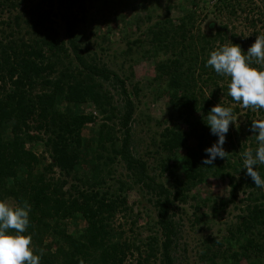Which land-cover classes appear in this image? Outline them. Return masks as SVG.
<instances>
[{"label":"trees","instance_id":"16d2710c","mask_svg":"<svg viewBox=\"0 0 264 264\" xmlns=\"http://www.w3.org/2000/svg\"><path fill=\"white\" fill-rule=\"evenodd\" d=\"M259 1H169L163 17L142 30L153 19L151 13L139 14L154 9L145 4L149 0H0V200L31 204L24 234L31 235L34 254L44 250L40 264H126L129 259L177 264L176 202L185 203L186 192L209 179L228 181L230 198L221 209L236 204L241 193L245 199L242 207L235 205L239 221L227 224L226 235L200 244L202 264H264V189L255 186L242 164V153L257 147L250 128L253 120H264L258 119L263 109L249 107L243 124H236L237 117L230 125L223 146L227 158L203 164L205 149L218 139L206 124L211 108L222 103L234 116L241 113V104L227 95L230 77L217 75L206 61L224 45L247 51L253 44L231 27L238 14L245 15L255 42L260 19L251 13ZM91 9L108 26L136 25L140 36L128 40L122 53L134 62L141 49L154 64L148 86L153 99H167L156 151L163 156L158 174L132 149L134 116L147 96L139 82H128L132 66L130 75L120 74L84 46ZM210 13L215 20L203 30L201 17ZM55 17L64 23L63 36ZM91 106L97 115L86 111ZM118 163L129 181L117 178L115 186ZM258 168L264 177V165ZM134 186L145 190L156 212L151 234L141 243L125 235L121 223L114 225L117 216L133 212L127 192ZM198 198L195 222L201 223L206 213L198 212L211 198Z\"/></svg>","mask_w":264,"mask_h":264},{"label":"rangeland","instance_id":"374dc122","mask_svg":"<svg viewBox=\"0 0 264 264\" xmlns=\"http://www.w3.org/2000/svg\"><path fill=\"white\" fill-rule=\"evenodd\" d=\"M169 1H171V3L175 5L180 2V0H155V2L153 0H149V2L145 4L153 6V10H149L146 12H144L142 9L140 10V12L138 10L141 16H144L147 13H151L153 15L152 21L146 20V22L148 23H143L142 30H144L151 24H154L160 19V17H163ZM263 1L260 0L258 3V7L254 10V13H251L254 14L252 16L255 17V19H260L257 27V30H259V34L264 33ZM99 6H102V3H100ZM124 12L128 17H134L132 10H125ZM107 13L108 11L106 10L103 14L107 15ZM88 14L91 21L87 24V27H84L85 48H89L92 54H97L98 57L103 58L114 69L120 70L118 71L120 74L124 73L125 75H130L132 66V72L134 76H132V78H129L128 82H139L144 88L142 95L146 94V98H142L141 103H138V101H136L139 106L137 107L138 109L134 116L136 122L133 125L134 140L132 143V149L137 157L143 159L148 163L150 169L149 171L152 174H158L159 164L161 162V157L163 156L157 155L156 151L158 146L159 134L162 131L161 121L166 115L167 99H153V96L151 94V89L153 86L151 88L148 86V81L155 75L154 64L152 63V61L143 58V51H141V49L136 50L133 56L134 62L127 59L126 54L122 53V51L126 50L128 47V40L133 41L140 36V32L138 31L136 25L130 27L124 22H117L109 24V27L106 22L103 23L101 21L100 18L103 16L95 12V10L91 9ZM178 15L179 12L177 8H174L172 10V16L176 18ZM203 16L204 15H202L199 24L201 25L203 30H207V23L209 21H214L215 17L211 13L209 14L208 19H205ZM238 16V19H234L230 23L231 27H235L238 35L241 33L240 37H243V39H248V37H250V44L254 43V32L253 30L248 28V22L245 20V15L238 14ZM6 17L7 16L5 15L3 19ZM54 20L56 22L55 26H57V29L63 36L64 23L60 20V17H55ZM220 22L221 20L218 21V23ZM104 37H108V39H105L103 41ZM121 67L123 68L124 72L121 71ZM240 108L241 113L237 114L235 118L240 117L241 122H236V124H243L244 117L242 115H244L245 111L247 110V108H244L242 104ZM254 110L257 112L256 109ZM86 111L92 112L94 113V115H97L96 110L92 106L91 109H86ZM258 116V119H262L264 117V113L263 115H261L258 111ZM40 152L41 148L38 149V153ZM113 175V183L115 184V186L118 185L117 178L129 181V179H127L126 177V170L123 163L114 165ZM229 191L230 187L227 180L209 179L207 180L206 184L191 187V189L186 192L187 201L185 203H182L180 201L176 202V220H178L181 227L180 236L178 238V251L175 253L177 264H202L200 260L202 253L200 244H202V241L205 238H221L227 233V224H233L239 221L241 210H238L235 205L237 204L239 207L243 206L240 203L245 199V194H239L236 204H229L228 207H225L223 209L219 207V205L223 201L230 198ZM127 193L129 206L132 207L133 212H129L127 216H123V214L117 216L114 221V225H119V223H121L124 226L123 229L126 232L125 235L135 238V241L141 243L142 241L146 240L147 237L151 234L149 226L151 227L153 222L155 221V208H153L151 202L149 201V196L146 195L145 190H143L140 186H134V188ZM198 197L200 199H204L207 197L211 198V203L203 206V208L200 209V212H198V215L206 213L205 216H203L201 223L195 222L196 213L194 206L196 204V198ZM135 221L137 223L132 227V223ZM81 224L83 223L81 222ZM132 263L133 260L129 259L126 264ZM156 264L160 263L158 262ZM241 264L247 263L243 261L241 262Z\"/></svg>","mask_w":264,"mask_h":264},{"label":"clouds","instance_id":"9594fccd","mask_svg":"<svg viewBox=\"0 0 264 264\" xmlns=\"http://www.w3.org/2000/svg\"><path fill=\"white\" fill-rule=\"evenodd\" d=\"M254 65H264V33L257 35L255 42L243 51L239 45H224L210 53L206 66L211 67L221 77H230L227 95L244 108L264 109V69ZM231 106L222 103L213 106L207 115L206 124L211 134L218 139L205 149L204 165H213L217 158H227L224 149L230 125L235 124ZM250 131L257 143L254 151L242 153L243 169L251 177L255 186L264 189V177L259 165H264V120H253ZM31 204L11 205L0 200V264H40V254H34L31 235H25L30 225Z\"/></svg>","mask_w":264,"mask_h":264}]
</instances>
